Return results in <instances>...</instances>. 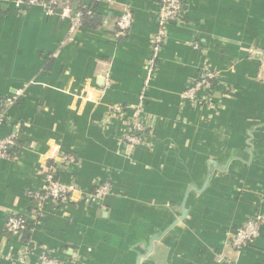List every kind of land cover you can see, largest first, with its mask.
I'll use <instances>...</instances> for the list:
<instances>
[{
  "label": "crops",
  "instance_id": "obj_1",
  "mask_svg": "<svg viewBox=\"0 0 264 264\" xmlns=\"http://www.w3.org/2000/svg\"><path fill=\"white\" fill-rule=\"evenodd\" d=\"M60 1L92 12L71 42L69 20L0 0V109L26 89L0 130L15 128L21 147L17 160H0V264H13L27 242L28 264L44 254L65 264H136L155 236L141 264H218L219 255L264 264V227L250 248L231 245L238 228L264 216V0H183L184 19L169 27L147 90L153 144L129 156L125 126L108 125V110L139 102L159 0ZM127 9L133 27L117 41ZM205 70L221 76L214 102L183 103ZM63 155L77 163L62 167ZM51 166L77 190L34 219L27 192L45 187ZM105 183L111 193L95 198ZM18 214L29 216V240L6 231Z\"/></svg>",
  "mask_w": 264,
  "mask_h": 264
},
{
  "label": "built area",
  "instance_id": "obj_2",
  "mask_svg": "<svg viewBox=\"0 0 264 264\" xmlns=\"http://www.w3.org/2000/svg\"><path fill=\"white\" fill-rule=\"evenodd\" d=\"M96 3H110L111 0H94ZM15 11H22L24 8H41L49 17H61L71 23L67 42L74 40V36L83 26L84 14L90 15V10L85 12L74 10L73 5L66 1L60 0H7ZM183 0H159V12L157 14V31L151 37V57L148 62V77L145 86L139 98L137 105L127 107L125 105H114L108 110L112 122H121L125 126L124 133L121 137V143L124 146L126 155L134 154L141 147H151L153 144L152 133L150 130L151 122L147 120L146 101L147 90L159 65L161 50L169 37V27L172 24H178L184 19ZM134 23V15L131 10L123 12L118 20V29L115 35L117 41L127 39L130 35ZM220 73L213 70H205L189 87L180 95L183 103L204 101L213 103V87L220 79ZM102 89L98 95V101H102L106 91ZM26 89L16 90L12 95L6 97L4 108L0 109V130L5 126H10V109L21 101L25 96ZM19 136L17 130L13 128L8 135L0 134V160H17L19 157ZM33 148V145H31ZM59 163L62 167H70L77 163L73 155H63ZM58 171V170H57ZM56 168L51 166L47 174V183L41 190H29L27 196L38 208L33 212L34 219L39 218L43 213V206L46 203L58 205L67 204L72 200L76 192L74 185L64 184L57 178ZM111 193V184L105 183L96 187L95 198L103 200ZM30 219L28 215L18 214L11 215L6 222V231L13 235L23 237L24 231L28 228ZM264 227V216L256 214L236 230L232 236V247L238 252L250 248L260 237L261 230ZM32 254L30 243L27 242L20 256L14 260L13 264H28ZM218 264H233L232 261L224 255L217 257ZM38 264H65L64 261L50 255H42Z\"/></svg>",
  "mask_w": 264,
  "mask_h": 264
},
{
  "label": "trees",
  "instance_id": "obj_3",
  "mask_svg": "<svg viewBox=\"0 0 264 264\" xmlns=\"http://www.w3.org/2000/svg\"><path fill=\"white\" fill-rule=\"evenodd\" d=\"M81 7H84V6H82L81 5ZM86 9H90V8H88V7H86ZM86 9H84L85 11V13H86ZM90 15H87V14H84V20H85V22L86 23H88V21H90L91 19H90V17H89ZM6 99V98H5ZM31 229V225H30V223H28V228L24 231V233H23V237L25 238V240H29L30 239V232L31 231H29Z\"/></svg>",
  "mask_w": 264,
  "mask_h": 264
},
{
  "label": "water",
  "instance_id": "obj_4",
  "mask_svg": "<svg viewBox=\"0 0 264 264\" xmlns=\"http://www.w3.org/2000/svg\"><path fill=\"white\" fill-rule=\"evenodd\" d=\"M184 214H185V212H184ZM159 238H160V236H155V237L151 240V245H150V247L148 248V254H150L151 251H152V249H153V242L159 240ZM148 254H147V255H148ZM147 255H140L139 258H138V260H137V262H136V264H141L142 260H143L144 258H146Z\"/></svg>",
  "mask_w": 264,
  "mask_h": 264
}]
</instances>
